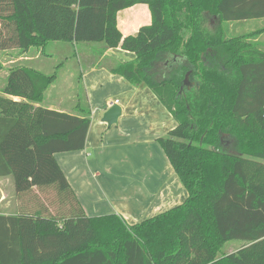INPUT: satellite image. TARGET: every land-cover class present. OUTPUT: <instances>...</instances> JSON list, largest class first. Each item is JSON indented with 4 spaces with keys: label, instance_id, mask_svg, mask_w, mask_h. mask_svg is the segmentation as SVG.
Here are the masks:
<instances>
[{
    "label": "trees",
    "instance_id": "16d2710c",
    "mask_svg": "<svg viewBox=\"0 0 264 264\" xmlns=\"http://www.w3.org/2000/svg\"><path fill=\"white\" fill-rule=\"evenodd\" d=\"M138 4L152 24L124 37L118 14ZM259 19L264 0H0V53L102 43L100 55L136 56L111 72L149 87L173 116L158 141L188 192L139 224L89 217L55 155L85 150L91 108L43 105L56 75L16 65L0 96V178L13 179L23 204L0 216V264L9 247L10 264H264V50L254 42L264 30L232 38L234 27L222 28ZM189 72L195 86L182 91ZM231 241L245 244L219 256Z\"/></svg>",
    "mask_w": 264,
    "mask_h": 264
},
{
    "label": "crops",
    "instance_id": "0c3cea01",
    "mask_svg": "<svg viewBox=\"0 0 264 264\" xmlns=\"http://www.w3.org/2000/svg\"><path fill=\"white\" fill-rule=\"evenodd\" d=\"M127 11V14L122 15L124 11L118 14V26L124 37L136 36L140 28L152 24L148 5L138 4ZM120 20L124 21L123 25ZM244 24L247 30L243 27L239 30L237 26L240 36L264 30V19ZM254 42L264 50V33ZM86 56L88 61L82 72V82L92 111L86 148L55 155L86 214L89 217L116 214L134 225L181 205L187 200L188 192L158 141L176 127V121L149 87H135L111 72L112 61L124 64L134 61L136 56L121 48L109 49L97 58ZM18 61L25 65L30 57ZM8 74L9 71L0 74L3 77V80L0 78L3 82L0 92ZM47 92L43 105L67 112L60 108L62 103H50L46 99ZM112 105L121 107L122 115L109 127L103 118ZM22 204L16 197L13 179L1 177L0 216L17 217ZM44 220L38 219L40 224ZM17 235L19 226H9L8 237ZM17 253L9 247L7 263L17 258Z\"/></svg>",
    "mask_w": 264,
    "mask_h": 264
},
{
    "label": "rangeland",
    "instance_id": "374dc122",
    "mask_svg": "<svg viewBox=\"0 0 264 264\" xmlns=\"http://www.w3.org/2000/svg\"><path fill=\"white\" fill-rule=\"evenodd\" d=\"M128 12L129 11L124 10L121 14L124 15ZM123 22V20H120L121 25H123ZM231 26L230 23L222 24V28L225 30L232 28ZM242 27L246 30L248 29L244 23H240L239 30ZM229 34L232 38L237 37V28L231 29ZM102 46V43H80L77 47L68 43H50L44 49L33 47L27 51L14 50L3 52L0 53V74H6L14 66L22 64L18 61L20 58L30 57L28 64H25L27 67L34 68L47 75H56L54 83L47 92L46 99L48 98L50 103H62L60 108L70 113L78 104H80L82 108H87L89 106V96L85 92L82 82V72L85 71L88 61V58L85 59V57H87L86 54L88 56L95 55V58L99 57ZM12 61L18 62L13 64L11 63ZM172 62V59H170V63L167 64H171ZM171 73L172 71L170 70L168 72V78ZM0 78L3 80V77ZM2 80L0 81V86L3 85ZM190 80L192 85L191 88L193 89L196 77H191ZM5 83L6 82H4V85ZM1 95L2 93L0 92V96ZM229 138L227 134L222 135L221 141L224 148L233 145V140ZM244 244L245 242L243 241L228 242L222 247L219 256L237 252Z\"/></svg>",
    "mask_w": 264,
    "mask_h": 264
},
{
    "label": "water",
    "instance_id": "95a60500",
    "mask_svg": "<svg viewBox=\"0 0 264 264\" xmlns=\"http://www.w3.org/2000/svg\"><path fill=\"white\" fill-rule=\"evenodd\" d=\"M192 76V72H189L186 75V78L184 80V84L182 87V91L184 90V88H191V78ZM122 115V109L121 107L117 106V105H112L108 111L105 113L104 118H103V122L107 123L109 127H111L113 124L117 123L119 117Z\"/></svg>",
    "mask_w": 264,
    "mask_h": 264
},
{
    "label": "built area",
    "instance_id": "2783aa9c",
    "mask_svg": "<svg viewBox=\"0 0 264 264\" xmlns=\"http://www.w3.org/2000/svg\"><path fill=\"white\" fill-rule=\"evenodd\" d=\"M115 104H119V101H115ZM111 107V106H110Z\"/></svg>",
    "mask_w": 264,
    "mask_h": 264
}]
</instances>
